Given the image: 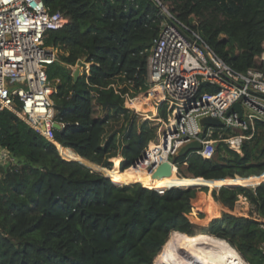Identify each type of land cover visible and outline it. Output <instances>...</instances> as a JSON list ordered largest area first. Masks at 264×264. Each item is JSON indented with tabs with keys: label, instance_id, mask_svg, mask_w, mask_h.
<instances>
[{
	"label": "trees",
	"instance_id": "1",
	"mask_svg": "<svg viewBox=\"0 0 264 264\" xmlns=\"http://www.w3.org/2000/svg\"><path fill=\"white\" fill-rule=\"evenodd\" d=\"M43 2L68 18L45 37L46 45L58 49L47 74L58 79L53 101L64 127L54 130V143L11 111L0 112V148L12 159L0 161V264H165L172 257V231L215 235L250 264H264V229L253 215L264 219V123L256 124L240 152L221 142L211 158L178 156V174H188L181 184L166 179L121 184L155 136V126L139 121L128 102L146 97L158 8L152 0ZM173 3L178 11L173 13L234 69L264 70V62H257L263 52L264 0ZM205 12L210 18L199 26L188 22L190 14ZM79 59L91 63L90 73L74 80L69 65ZM117 80L124 87L116 89ZM200 90L219 88L201 83ZM159 113L166 119L164 104ZM239 196L250 204L247 216L232 213ZM221 207L226 210L210 217ZM161 248L169 253L159 256Z\"/></svg>",
	"mask_w": 264,
	"mask_h": 264
},
{
	"label": "built area",
	"instance_id": "2",
	"mask_svg": "<svg viewBox=\"0 0 264 264\" xmlns=\"http://www.w3.org/2000/svg\"><path fill=\"white\" fill-rule=\"evenodd\" d=\"M152 2L158 8L160 22L148 49L146 93L153 95L157 109L165 105L167 117L158 122L166 131L160 132V127L155 137L162 151L170 160L177 147L197 140L200 148L187 155L211 158L221 142L240 152L242 143L254 135L256 124L264 123V70L234 69L197 30L170 11L165 1ZM67 22L60 11L50 12L43 0H0V112L11 111L53 142L54 124L58 123L59 129L64 124L57 120L53 101L58 79H50L47 74L48 66L57 61L58 49L46 45L45 37ZM262 46L264 50V41ZM84 70L88 75L87 67ZM201 83L216 86L219 91H201ZM224 91L229 97L223 104L212 101ZM236 102L240 111H229ZM205 116L217 118L222 125L205 124L203 131L200 119ZM165 121L174 123L177 130L170 132ZM8 159V151L0 148V161ZM172 163L176 165L174 160ZM253 215L262 221L260 227L264 229V219ZM232 249L220 264H250ZM260 249L264 252V242ZM210 256L212 260L217 253L210 251ZM206 262L192 258L187 264H209Z\"/></svg>",
	"mask_w": 264,
	"mask_h": 264
},
{
	"label": "bare ground",
	"instance_id": "3",
	"mask_svg": "<svg viewBox=\"0 0 264 264\" xmlns=\"http://www.w3.org/2000/svg\"><path fill=\"white\" fill-rule=\"evenodd\" d=\"M228 97V92L224 91L218 96L213 97L212 101L223 104ZM167 127L169 128V130H171L170 132H174L177 130V126L174 123L167 124ZM179 149L180 148L177 147V152L179 151ZM157 151L160 152L161 159L167 158L168 154L162 151V147L159 143L158 138H154L151 148L148 150H144L143 153L134 161L133 165L125 173H127L128 175H133L137 170L148 171L160 159L155 156V153ZM185 165V163L181 164L180 168L185 169ZM175 166L177 165L166 159L157 163L149 173L141 174L137 176L136 179L145 181L147 185H153L161 179H166L170 184H181L184 182V179L188 174L186 176H177L174 173ZM168 241L169 251L187 263H189L192 258H196V261H207L209 264H212V262L220 264L222 263V261L227 259L233 251L232 246L226 240L215 235L203 233H199L191 237H186L181 232L172 231L169 234ZM210 251H215L217 253V256H213L212 260L210 259Z\"/></svg>",
	"mask_w": 264,
	"mask_h": 264
},
{
	"label": "rangeland",
	"instance_id": "4",
	"mask_svg": "<svg viewBox=\"0 0 264 264\" xmlns=\"http://www.w3.org/2000/svg\"><path fill=\"white\" fill-rule=\"evenodd\" d=\"M165 3H166V5H167V7L169 8L170 11H172V12L174 11V13H176V14L178 13V11H175V10L172 9V7L174 6L173 0H166ZM205 17L210 18V15L208 14V12H205L203 14V17H198V16H196L195 14L192 13V14H190L188 16L187 20L192 25L199 26L200 25V21L202 19H204ZM217 19L223 20V16L218 15ZM219 37H225V35L224 34H220ZM262 45H263V43H262ZM261 61L264 62V50L261 53V55L259 57H257V62H261ZM90 64L91 63L90 62H87L85 59H79V60H77V62L74 65H69V68L72 71V73L76 69H78L79 70V76L83 75L82 72L85 73V76H87V74L85 72L86 70H84V68L87 67V70L90 73ZM124 85H125V82H123L121 80H117L113 84V86L116 89H119L120 87H124ZM147 91H149V90H147ZM147 91H144L143 92L144 95H146V97L144 96L142 99H140V102L132 101L135 98V96L132 97V98H129L128 106L130 108H132L134 110V112L137 113L139 121L142 122V121L148 120V122H149L150 125H154L155 126V136H154V138H155L156 137V133L159 132L158 130H160V127H161V130L160 131H166V128L164 127L163 123L158 122L159 121L158 119L159 118L162 119V117H160L159 109L156 108V105L154 103V97H153V95L151 93H146ZM137 104H139V105H137ZM165 124H167L166 121H165ZM169 131H171V130H169ZM178 152H176L174 155H172V157L170 158L171 162L173 160L175 161V159L178 157L177 156L178 155ZM155 156L157 158H160L157 163H159V162L164 161V160L167 159V158L166 159H161V155H160V152L159 151H157L155 153ZM11 160L12 159L10 158L9 161L11 162ZM157 163H155L148 171H139V170H137V171L134 172L133 175H128L127 173H124L122 175V177L120 178L121 184H131V183H133V181H130V179H136V177L139 176V175H141V174H147V173H149L155 167V165ZM86 165H87L86 167L89 168L91 171H96V169L94 167L88 165L87 163H86ZM177 171H178V168H177V166H175L174 173L177 176H180ZM207 188H208L207 194L210 195V196H212L211 195V190L212 189L210 187H207ZM202 201H204V199H201L200 200V202H202ZM249 209H250V204L246 200V198L243 197V196H239V198H238V200L236 202V205H235V209L232 211V213H234L236 215L247 216ZM222 210H226V209H224L223 207H221L218 210V212H216L217 215L210 214V217L211 216H218V215H220ZM207 220L208 219L204 220L203 222H198L197 224L198 225H204L207 222ZM168 238H169V236H168ZM164 244H163V246H164ZM166 253L168 254L169 252H166V250L162 251V248H161V250L159 251L158 255L159 256H162L163 254H166ZM171 256L172 257L170 259V262L169 263H165V264H187V262L181 260L178 256H176L174 254H171Z\"/></svg>",
	"mask_w": 264,
	"mask_h": 264
},
{
	"label": "water",
	"instance_id": "5",
	"mask_svg": "<svg viewBox=\"0 0 264 264\" xmlns=\"http://www.w3.org/2000/svg\"><path fill=\"white\" fill-rule=\"evenodd\" d=\"M72 76L74 78V80H77V78L79 77V70L76 69L73 73H72ZM231 110H236V111H240V103L239 102H236L231 108L229 111ZM200 124L202 125V129L204 131V125L205 124H209V125H215V126H221L222 123L217 119V118H213L211 116H205V117H202L200 119ZM54 127L56 129H59L60 126L58 123H55L54 124ZM200 148V142L199 141H192V142H189L185 145H183L180 149H179V152H178V155L177 156H184V155H187L189 154L191 151L193 150H196V149H199ZM59 152V151H58ZM60 154V153H59ZM78 162H80L81 164L86 165V163L82 162V161H79V160H76ZM102 167V166H101ZM95 172H98V173H101L105 176H108L110 177L109 175H107L104 171H99V170H96ZM207 187V186H206Z\"/></svg>",
	"mask_w": 264,
	"mask_h": 264
},
{
	"label": "clouds",
	"instance_id": "6",
	"mask_svg": "<svg viewBox=\"0 0 264 264\" xmlns=\"http://www.w3.org/2000/svg\"><path fill=\"white\" fill-rule=\"evenodd\" d=\"M55 143V142H54Z\"/></svg>",
	"mask_w": 264,
	"mask_h": 264
}]
</instances>
